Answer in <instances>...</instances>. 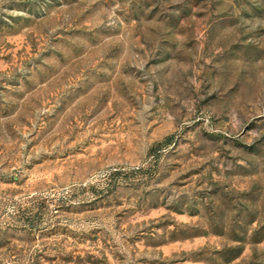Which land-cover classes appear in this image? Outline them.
Instances as JSON below:
<instances>
[{
	"label": "rangeland",
	"instance_id": "374dc122",
	"mask_svg": "<svg viewBox=\"0 0 264 264\" xmlns=\"http://www.w3.org/2000/svg\"><path fill=\"white\" fill-rule=\"evenodd\" d=\"M0 264H264V0H0Z\"/></svg>",
	"mask_w": 264,
	"mask_h": 264
},
{
	"label": "trees",
	"instance_id": "16d2710c",
	"mask_svg": "<svg viewBox=\"0 0 264 264\" xmlns=\"http://www.w3.org/2000/svg\"><path fill=\"white\" fill-rule=\"evenodd\" d=\"M165 142L169 143L170 142V139L169 137L165 139Z\"/></svg>",
	"mask_w": 264,
	"mask_h": 264
}]
</instances>
